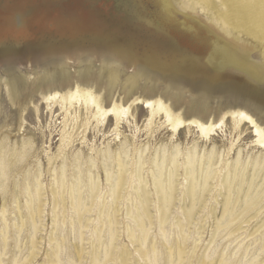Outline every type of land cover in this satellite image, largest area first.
Instances as JSON below:
<instances>
[{
    "label": "rangeland",
    "instance_id": "obj_1",
    "mask_svg": "<svg viewBox=\"0 0 264 264\" xmlns=\"http://www.w3.org/2000/svg\"><path fill=\"white\" fill-rule=\"evenodd\" d=\"M242 7L241 0H0V159L10 163L6 178L0 175V264H93L96 252L104 259L110 213L116 240L107 264H147L129 236L140 233L132 216L146 190V248L158 251V264H169L171 249L177 263V246L184 248L181 264H264V149L253 129L231 117L244 111L264 129V9ZM209 62L227 69L218 73ZM75 89L103 109L130 111L103 121L84 98L73 107L62 98L48 101ZM153 100L163 101L170 120L162 112L151 118L141 101ZM225 115L209 139L191 124L172 129L177 120L218 124ZM212 153L214 176L187 223L186 163L192 154L205 164ZM163 161L164 180L173 161L179 167L172 213L160 227L154 183ZM121 162L126 182L115 201L108 171L117 175ZM241 177L237 212L247 196L257 201L217 231L224 182L236 191ZM37 184L42 213L34 231L25 192L35 193ZM70 187L88 209L81 222ZM15 195L27 219L22 231Z\"/></svg>",
    "mask_w": 264,
    "mask_h": 264
},
{
    "label": "bare ground",
    "instance_id": "obj_2",
    "mask_svg": "<svg viewBox=\"0 0 264 264\" xmlns=\"http://www.w3.org/2000/svg\"><path fill=\"white\" fill-rule=\"evenodd\" d=\"M239 2H240V0H239ZM241 2H242L243 7L246 9H251L253 11H256L257 9H260V8L264 9V0H241ZM247 14H248V11H247ZM247 17H249V16H247ZM261 22H263V21H261ZM253 23H257V22L253 21ZM209 64L211 66H213L214 69H217V66H214L212 64V62H209ZM80 94H79V90L75 89V91H73L72 93H70L67 96H60L59 94L51 95L48 97V101H55L57 99L59 100L60 98H62V101L64 104L70 103V106L73 107L74 102L81 103L82 99L84 98L85 104L90 105V107L93 106L94 108H96L97 112L100 114V118L103 119V121H106L107 119L112 118V117H115L117 119V121H120L122 119L121 116L129 113V111H130V108H125V109H122L120 111L117 109V107H112L109 109H103L102 106L100 105V103L97 102L91 96L92 95L91 93H90L91 95L86 94V96H82V94L81 95ZM60 103H62V102H60ZM141 104L144 105L145 109L149 110V112L151 114V118L153 117V115L156 112H162L166 115V117L169 120L171 119V114L167 110L165 105L163 104V101H161V100H157V101L153 100V101H145V102L141 101ZM66 106H68V105H66ZM227 116L228 115H225L220 120V122L218 124H213V123L204 124V123H201L200 121L185 122L183 120H177L172 125V129H173L174 133L176 134V133L180 132L183 128H186V126L191 124L197 129V131L199 133L202 134V136H205V138L209 139L210 136L216 135L215 132H217V130L225 124ZM231 117L237 119L238 125H240V126L248 125L251 129H253V135L255 137H258V143L264 149V129L257 123V121L250 114H248L244 111H240V112L238 111L237 113H231ZM213 160H214V153L211 154V156L209 157V159L207 160V162L205 164L203 162L198 163L197 156L191 154V156H189L188 162L186 163V166H187L186 178L188 179V187H187L186 196L189 199L190 203L184 207L183 214L185 216V221L187 223H190V222H192V220H194L195 212H198V211H196V209H198V205H199V207H201V204L204 203V196L205 195L203 196V194L210 187L209 181L214 176V173L212 172ZM166 162H168V161H166ZM173 162H174L173 168L177 173V169L179 167V166H177L178 163H176V161H173ZM164 163L165 162L163 161L162 164L159 165V168H158L159 177L155 178V183H154L156 190H157V194L159 195V201L158 202H159L160 227H164V225L168 222L170 213H172L171 208L173 207L174 202L176 200L175 195H177L176 194L177 193V186H176V181H175L177 178V174L174 173L175 171L173 172L172 170H169L167 180H164L165 179L164 178V176H165L164 175L165 174ZM9 164L10 163L4 157L0 159V173H1L0 175L2 178H6V176H7L6 168L9 166ZM118 165H119L118 172H117V175H115V176L113 174H111V172L109 173L108 169L106 168V170L108 171V180L109 181L112 180L114 182V190H113L114 196H113V198L115 201H117L121 198L123 186H124V183L126 182L125 181V174H126L125 166L122 162L119 163ZM242 177H241V180L239 182V188L236 189V191H234L233 186L231 184H229V182L227 180L224 182L225 188L227 190V195L224 198L225 203H224V209L222 208L223 209V215L221 217L222 219L219 220V222H217V231H220L223 229H229L232 226V224L235 223L240 216H242L244 213L249 211V209L252 208L253 205L257 201L256 198L247 196L246 200L244 201L243 207L241 209H239V212H237L238 204L241 201L240 200V194L242 193V189H243V185H244V179ZM63 179H62L61 185L63 186V189H64L65 188V180H63ZM84 179H85V177H84ZM140 182H141V179H140ZM141 184H142V182H141ZM90 185H91L90 188H92L91 189L92 193L94 194L95 193V183L91 182ZM142 185H145V184H142ZM1 187H3V186H1ZM41 190L42 189H41L40 185L37 184L35 187V193H33L29 187L26 189V192H25L26 196L28 198L26 201V208L28 210V218H29L30 223L32 225V229L34 231H37V228H38L37 218L41 217V213H42L41 206H39V204L41 205V202H42L41 201V199H42L41 198L42 197ZM70 191H71V200H72L71 204L73 205L75 212L79 216L78 219L81 222V219H82V216L84 215V213L88 212V209L86 208V206L84 204L83 194H82V192H80L79 189L75 190L73 187H70L69 192ZM138 194L140 196V197L138 196L140 200H139V204L137 206H135L136 211H135V213H133L132 218L136 224V227L140 231V233H139V235L137 234L138 236H136L134 232H131L129 236L132 239L131 241L138 243L139 252L141 254V257L146 259L147 264H158L157 263L158 251H156L155 249H151L149 251L146 248V243H147L148 236H149V230L147 229V221L150 220V211H149V206H148L149 205V199L147 197L148 192L146 190V191H142L141 193H138ZM92 198H93V195H92ZM18 199H19L18 196L15 195L14 196V203L17 204V209L19 211L20 219H21V227L19 229H20V231H22V229L24 228V226L27 222V219H25L26 217L24 216V214L21 210ZM36 202H37V208H36ZM4 214H5V211H4L3 215ZM107 215H108L110 246L106 247V249L104 251V259L101 258L100 252H98V253L96 252L93 255V262H92L93 264H107L109 261L114 260V256L112 255L113 254V248H114L113 243H114V240H116L115 239L116 235H115L114 229H113L114 221L111 217V213L107 214ZM3 220L7 224L6 219H3ZM17 225H14V226H17ZM177 226L180 228L181 232L184 231V226L181 223H178ZM261 227H262V225H261ZM238 229H239V227H238ZM244 233H245V231H244ZM32 240H34V239H32ZM185 240H186V235L183 236V241H185ZM97 241L100 245L102 242V236L101 235L98 236ZM33 246H34V243H33ZM263 246H264V244H263ZM177 248L179 250V253H178L179 254V261L177 263L174 261L173 249H171L170 250L171 260L169 261V264H181L182 263L183 255H184V252H183L184 248L182 249L180 246H177ZM98 250H100V249H98ZM56 255L58 258V253H56ZM121 261H122V264H127V262H124V259H121ZM126 261H128V260H126ZM53 264H55V263H53ZM219 264H230V263L224 259V260H221ZM248 264H261V262H256L254 259L253 261H251Z\"/></svg>",
    "mask_w": 264,
    "mask_h": 264
},
{
    "label": "water",
    "instance_id": "obj_3",
    "mask_svg": "<svg viewBox=\"0 0 264 264\" xmlns=\"http://www.w3.org/2000/svg\"><path fill=\"white\" fill-rule=\"evenodd\" d=\"M212 68V67H211ZM229 68H233V69H236V70H238V71H240L241 73H243L245 76H247V77H249V78H251V79H256V78H254V76H252L251 75V73H250V70H248V69H246V68H244V67H241V66H231V67H229ZM214 69V68H213ZM227 68H225V69H214L216 72H223V71H225Z\"/></svg>",
    "mask_w": 264,
    "mask_h": 264
}]
</instances>
